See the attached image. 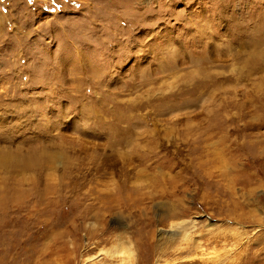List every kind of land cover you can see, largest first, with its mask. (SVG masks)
Listing matches in <instances>:
<instances>
[{"label": "rangeland", "instance_id": "obj_1", "mask_svg": "<svg viewBox=\"0 0 264 264\" xmlns=\"http://www.w3.org/2000/svg\"><path fill=\"white\" fill-rule=\"evenodd\" d=\"M0 264H264V0H0Z\"/></svg>", "mask_w": 264, "mask_h": 264}]
</instances>
